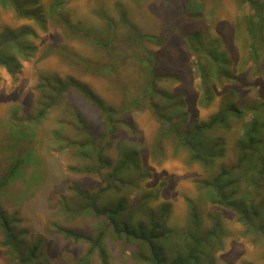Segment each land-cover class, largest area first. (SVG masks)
Listing matches in <instances>:
<instances>
[{
    "label": "rangeland",
    "instance_id": "obj_1",
    "mask_svg": "<svg viewBox=\"0 0 264 264\" xmlns=\"http://www.w3.org/2000/svg\"><path fill=\"white\" fill-rule=\"evenodd\" d=\"M55 1L40 0L47 17L45 28H40L34 20L17 17L9 7L0 6V34L7 28L18 29L23 25L36 29V35L27 39L32 53L21 59V67L11 73L0 65V181L14 160L23 161L18 175L6 185H0V211L16 217L13 226L21 232L22 242L27 246L41 238L39 260L45 264H102L97 252L89 262H80L88 243L66 238L58 226L92 235L106 224L104 219L78 210L83 201L75 190L80 187L95 192L105 187V179L122 153L135 148L141 151L146 173L132 172L127 176L133 179L134 186L115 181L119 187L103 193L101 204L121 197H127L133 204L138 197L149 193V205L158 208L169 203L168 224L183 230L189 203L195 201L203 213L206 229L212 224L210 212L219 213L223 221L222 244L216 251L214 264H264L263 237L247 232L233 210L212 203L211 192L198 185L200 179L209 177L211 170L191 161L176 138L166 135L157 142L161 124L152 108L160 103L140 98L153 66L147 50L157 54L155 65L160 75L157 85L183 94L189 123L207 120L228 101L245 109L243 120H234L232 128L212 134L225 138L232 157L233 145L239 141L245 126L255 118L264 123V48L260 47L256 60L247 30V18L254 13L249 3L242 0H64L59 12L91 36L111 40L118 51L111 56L83 34L68 30L58 14L51 13V4ZM109 17L113 19V26L108 22ZM124 19L153 38L165 36V41L161 44L153 38L134 41ZM194 30L203 33L204 47L198 52L189 47L188 38L183 35ZM208 51L216 53L218 63L211 62ZM73 53L91 63L87 70L71 58ZM112 60L114 70L94 71L95 65ZM48 73L74 77L88 84L105 103L116 108L141 99L140 107H132L119 116L123 122L104 153L112 162L109 167L100 165L95 156L80 155L69 144L70 139L80 138L75 126V109L97 135L105 131L100 112L78 91L68 92L40 122L30 120L39 100V79ZM161 106L168 104L162 102ZM261 150L264 154V145ZM263 180L258 181V190L252 183H243L246 190L257 191V203L263 201ZM135 218L143 219L145 215L139 211ZM181 238L177 240L179 243L183 242ZM3 241L0 226V264H13ZM105 244L111 264H142L134 256L132 246L113 240ZM165 246L170 250L172 245Z\"/></svg>",
    "mask_w": 264,
    "mask_h": 264
},
{
    "label": "trees",
    "instance_id": "obj_2",
    "mask_svg": "<svg viewBox=\"0 0 264 264\" xmlns=\"http://www.w3.org/2000/svg\"><path fill=\"white\" fill-rule=\"evenodd\" d=\"M248 2L254 13L248 16V35L251 41L252 55L259 59V49L264 48V0H242ZM64 0H56L51 4V13L58 14L60 21L73 34L83 36L93 45L107 51L114 56L118 51L111 40L91 36L90 32L83 30L67 16L59 12V7ZM0 6L9 7L17 17L31 19L40 28H45L47 17L43 12L40 0H0ZM113 26V19L108 18ZM133 34V40L141 41L143 38L152 40L151 34L141 33L139 28L124 19ZM36 35V29L30 25H23L18 29L7 28L0 34V65L13 73L21 67V59L32 53V45L28 37ZM188 38L189 47L198 52L203 50L202 36L199 30L184 32ZM155 37V36H154ZM158 44L165 41V36L153 38ZM117 51V52H116ZM149 61L153 66L148 72L146 87L140 98H148L154 104L153 113L160 122L157 142H161L164 136L171 135L176 138L179 146L184 148L193 162L201 164L211 170L209 177L198 181L200 189L206 190L212 203L233 210L237 218L243 223L249 233H255L264 239V197L262 203H257V191L253 192L245 188L244 184H253L259 189V180L264 179V123L258 118L250 121L245 126L239 141L234 147V154L230 156V146L225 138L213 137L212 134L219 130L227 131L233 127L234 120H243L245 109L234 102H225L222 108L212 114L207 120L190 122L185 110L186 102L183 94L161 89L157 85L160 75L157 73V54L146 50ZM211 62H217L216 53L208 51ZM87 70L91 63L77 53L70 55ZM114 60V58H112ZM158 59V58H157ZM95 65L94 71L103 73L115 69V62ZM217 63H214L217 67ZM202 73V72H201ZM203 78H207L204 77ZM37 89L39 100L35 112L29 116L30 120L40 122L50 110L61 103L68 92L76 90L90 101L100 112L105 125V131L97 135L85 117L75 109L77 121L76 129L79 139H70L69 144L77 149L82 156H95L100 165L109 167L112 162L105 156V150L109 148L113 136L119 130V124L123 122L119 116L132 107H140L142 102L135 100L128 102L121 108L105 103L101 97L86 83L74 77L63 78L57 73L41 75ZM205 90V89H204ZM208 90V89H206ZM155 100V101H153ZM168 106H161L162 102ZM132 128H134L132 126ZM233 160V161H232ZM232 161V162H231ZM23 161L16 159L4 174L0 185L4 186L14 179L22 166ZM217 170V171H216ZM135 172L144 175L142 154L139 149H128L122 153V157L113 166L109 176L105 179L106 186L95 192L77 187L76 193L83 204L79 211H87L106 221L92 235L85 234L75 228L58 226L60 232L66 238L88 243L86 253L80 258V262H89L94 252H97L102 264H111L109 252L105 242L108 240L121 242L125 246L134 248V256L142 264H214L216 251L222 244L223 221L219 213H209L212 224L209 228L204 226L203 213L195 201L189 203V214L186 226L178 230L168 224L170 204H161L158 208L149 205V193L138 197L135 203L130 204L127 197H121L116 201L100 203L103 193L109 189H116L122 185L134 186L132 178L127 176ZM264 181V180H263ZM244 183V184H243ZM69 209V208H68ZM142 211L143 219L135 218L136 213ZM15 216L10 217L0 211V226L4 234L3 244L6 245L13 259V264H45L40 262L39 250L42 239L38 238L30 245H25L20 237L21 232L14 229ZM183 239L182 243L177 240ZM171 244L170 250L165 246Z\"/></svg>",
    "mask_w": 264,
    "mask_h": 264
}]
</instances>
